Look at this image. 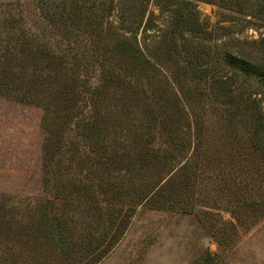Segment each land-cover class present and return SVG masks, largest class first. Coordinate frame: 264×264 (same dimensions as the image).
I'll list each match as a JSON object with an SVG mask.
<instances>
[{
    "label": "trees",
    "instance_id": "16d2710c",
    "mask_svg": "<svg viewBox=\"0 0 264 264\" xmlns=\"http://www.w3.org/2000/svg\"><path fill=\"white\" fill-rule=\"evenodd\" d=\"M149 1L122 2L120 14L131 16L124 28L130 35L116 39L113 47H104L101 52L95 39L101 30L95 29L91 21L95 14L91 0H41L39 4V14L49 27L42 32L43 37L49 31L43 48L52 35L58 34L66 41L81 36L89 55L72 48L73 71L98 66L106 79L122 86H87L86 80L82 86H69L70 82L54 86L65 60L49 48L28 50L33 46L25 38L24 16L11 4H0V41L6 42L8 48H1L0 53L10 52L9 48L17 50L12 63L1 69L0 84L5 83L3 77L16 73L20 80L31 83L0 86V94L44 110L45 170L51 168L52 162L61 161L67 152L74 164L70 162L68 172L63 174L52 169L54 178L44 181L52 195L45 202L39 201L30 214L32 234L54 242L60 254L77 248L66 242L72 240L65 235L70 221H74V201L119 203L130 189L128 182L144 169L172 166L181 157L187 158V164L180 166V184L173 175L155 192H144L143 198L148 194L144 199L155 207H162L158 196L168 185L173 187L172 193L188 197L198 189L197 181L201 185L200 181L213 180L219 193L211 208L228 209L238 219H251L257 216L254 213L258 207L264 208V193L254 196L264 190V65L212 45L214 30L199 20L195 0H152L160 11L170 13L154 56L175 67L174 77L189 80L194 86H156L150 79L145 81L150 86H136L142 83L141 71L154 64L134 40V31L144 19V4ZM201 1L264 20V0ZM138 4L142 8L135 20ZM110 12L111 8L106 10ZM144 25L145 30L150 29L147 20ZM134 26L135 30H131ZM106 101L108 105L113 102L110 106L121 101L115 121L108 120L103 112ZM160 138V144L155 146ZM130 187L134 192L135 188ZM228 196L235 202L231 206L222 204ZM187 203L190 204L185 201L181 206L184 211L189 210ZM3 210L0 201V224L6 222ZM95 221L101 223L96 218ZM2 231L0 228V244L6 242V248L0 252V264H12L6 254L14 242ZM93 239L91 231L87 240L93 244Z\"/></svg>",
    "mask_w": 264,
    "mask_h": 264
},
{
    "label": "rangeland",
    "instance_id": "374dc122",
    "mask_svg": "<svg viewBox=\"0 0 264 264\" xmlns=\"http://www.w3.org/2000/svg\"><path fill=\"white\" fill-rule=\"evenodd\" d=\"M123 1L91 0L90 6L95 9L91 21L95 29L101 30V33L95 37L98 40L96 44L100 43L99 52L104 47H113L116 39L130 35L124 28L127 27L126 19L131 16L128 17L124 12L120 14ZM40 2L41 0H0V4H11L16 7L17 13L19 11L24 16L25 22L22 26L25 30V38L33 46L28 50L49 48L55 56H61L65 60L58 73V82L54 86L69 82V86H82L85 82L83 80H86L87 86H122L109 77L106 79V73L103 74L98 66H89L81 71L78 69L79 72L73 71L74 65L70 60L72 48L85 51L89 55L85 49L86 42L81 36L66 41L58 34L52 35L46 47H42L49 36V31L43 37L42 32H46L49 27L39 14ZM194 3L199 20L205 22L208 29L214 30L212 45L230 49L237 55L264 65V20L201 0H195ZM144 6L145 13L141 26L136 30L134 26L131 30H135L134 40L154 64L153 67L141 71L143 80L136 86H150L145 82L148 79L156 86H194L189 80L174 77L172 74L175 67L169 62L158 61L154 56V50L160 44L169 24L170 13L160 11L152 0ZM109 8L111 12L107 14L106 10ZM137 8L135 20L141 13V4H138ZM146 20L150 26L149 30L144 28ZM5 45L6 42L0 41V50L1 48L7 50ZM70 46L71 50H68ZM9 49L10 52L7 51L3 55L0 53V74H2L1 69L9 66L16 56L17 50ZM29 55L35 56L30 53ZM11 70L9 68V71ZM9 74L11 73L8 72ZM79 79L82 81L77 84ZM3 80L5 83H1L0 86L31 84L26 80H20L18 73L13 77H3ZM252 85L256 86L255 83ZM108 103L105 102L103 112L107 113L105 116L109 118L108 120L115 121L122 108L121 101L112 106L110 105L113 102L110 105ZM43 115L44 110L40 106L0 94V201L4 204L6 221L0 224V228L14 242L9 253L6 254L9 262L12 264H264V208L258 207L259 211L254 213L257 216L251 219L241 216L242 221L228 209L211 208L210 204L219 193L218 186L213 180L200 181L201 185L197 181V188L200 190L195 189L188 197L183 196V193L177 195L172 193L173 187L168 185L158 196L163 204L162 207H155L150 200L144 199L148 194L143 198L145 191L151 189L150 192H155L174 177L173 175H177L176 183L180 184L183 172V170L179 172L180 166H186V157H181L178 163L174 162L172 166L159 168L160 166L156 165L152 169H144L145 171L128 182L130 189H127V194L119 203L103 200L97 205L74 201L75 206L71 210L74 221H70L65 235L73 241L66 240V242L76 245L77 248L69 254H60L54 242H48L46 237L32 234L33 230L30 226L33 222L30 214L34 206L39 201L45 202L52 195L49 191L50 186L44 183L45 179L48 178L49 181L54 178L51 175L52 169H58L63 174L68 172L66 167L69 163L73 164L71 153L67 152L61 161H54L51 168L44 169L46 125ZM159 140L156 141L155 146L160 144L162 138ZM130 185L135 188L134 192ZM263 193L264 190L258 191L254 196L258 197ZM187 200L190 202L187 203L189 210L184 211L181 206L184 205L183 202H188ZM223 200L222 204L226 206L235 203L229 196ZM217 214L221 215L220 219L217 218ZM95 218L101 223H97ZM91 231L96 238L91 241L95 242L93 244L87 240ZM97 242L101 243L97 244ZM3 243L6 242L0 244V252L2 250L5 252L6 246Z\"/></svg>",
    "mask_w": 264,
    "mask_h": 264
}]
</instances>
